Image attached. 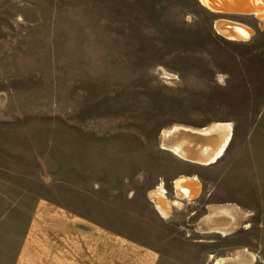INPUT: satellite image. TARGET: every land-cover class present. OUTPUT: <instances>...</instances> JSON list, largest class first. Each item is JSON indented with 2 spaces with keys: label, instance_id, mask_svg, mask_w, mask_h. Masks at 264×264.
Segmentation results:
<instances>
[{
  "label": "rangeland",
  "instance_id": "obj_1",
  "mask_svg": "<svg viewBox=\"0 0 264 264\" xmlns=\"http://www.w3.org/2000/svg\"><path fill=\"white\" fill-rule=\"evenodd\" d=\"M260 25L200 0H0V249L49 201L182 262L264 264ZM219 122L229 139L202 163L221 139L201 130Z\"/></svg>",
  "mask_w": 264,
  "mask_h": 264
},
{
  "label": "crops",
  "instance_id": "obj_2",
  "mask_svg": "<svg viewBox=\"0 0 264 264\" xmlns=\"http://www.w3.org/2000/svg\"><path fill=\"white\" fill-rule=\"evenodd\" d=\"M164 250L182 249L137 241L82 213L42 201L13 246L0 249V264H192Z\"/></svg>",
  "mask_w": 264,
  "mask_h": 264
},
{
  "label": "bare ground",
  "instance_id": "obj_3",
  "mask_svg": "<svg viewBox=\"0 0 264 264\" xmlns=\"http://www.w3.org/2000/svg\"><path fill=\"white\" fill-rule=\"evenodd\" d=\"M200 1L202 2L203 5H205L206 7L210 8L212 11L215 12L231 13V14H252L256 19L260 21L261 24L260 26H264V0H200ZM217 26H218L217 28H219L227 38L246 39L251 33L250 28L239 23H222V25L217 24ZM230 132H231L230 124L223 122L216 123L214 124V126H212L209 129L204 128L203 130H201V134L207 135L211 133L216 138H220L221 142L220 144H218L216 149H212L211 146L208 144L203 145L199 151V156H200L199 161L202 163H208L213 161L215 158H217L221 154V151L223 150L226 142L228 141ZM187 138L189 139L192 137H189V135H187ZM185 142L186 140L176 142L173 141L171 138H169L167 139V141L163 143V146L179 154L181 157L188 158L186 154V150L184 148ZM199 185L200 183L195 176H188V175L181 176L176 181V187L178 191L177 193L181 197H187V198L192 197L198 192ZM160 210L163 211L161 208ZM227 211H228L227 209H220L219 211L216 210L212 214H210L209 218H211L213 215L219 212L225 214L227 213ZM225 220L227 221V218ZM233 261L234 259L232 258H226V259L216 260L214 264H233L232 263Z\"/></svg>",
  "mask_w": 264,
  "mask_h": 264
}]
</instances>
